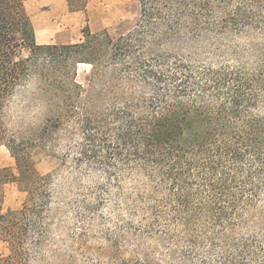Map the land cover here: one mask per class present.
<instances>
[{
  "label": "trees",
  "instance_id": "16d2710c",
  "mask_svg": "<svg viewBox=\"0 0 264 264\" xmlns=\"http://www.w3.org/2000/svg\"><path fill=\"white\" fill-rule=\"evenodd\" d=\"M27 1L0 0V108L35 74L43 82L49 111L39 128L9 133L0 127V145L16 162L15 167H0V244L7 247L6 252L0 249V264H29L34 257L26 244L39 247L45 242L52 176L65 167L79 170L85 163L106 171L110 182L116 176L112 169L120 165L139 166L152 180L159 176V184L167 185L165 199L177 213L172 222L179 220L194 231L197 221H212L216 236H224L226 243L231 239L237 249L236 255L221 257L224 264H246L255 240L236 241L227 230L254 219L264 222V210L257 208L264 191V117L250 114L264 96V44L253 45L256 59L250 69L244 59L248 50L226 47L225 40L249 28L264 32V0H138L133 27L96 33L86 27L83 40L74 44L38 43ZM23 48L29 49L25 57L19 55ZM209 55L220 66L200 63L201 78L195 80L184 61ZM232 59L243 63L233 64ZM169 62L183 69L180 75L169 77L162 71L172 72ZM80 63L91 65L87 85L77 79ZM73 119L78 130L66 127ZM77 132L84 143L69 165V153L56 149ZM38 145L59 159L57 170L46 175L37 171L31 150ZM9 183L26 192L18 210L3 209ZM160 190L154 185V191ZM95 191L107 188L99 185ZM97 200L94 205L83 201L91 218L103 205L99 196ZM151 208L153 216L159 215L155 205ZM157 224L153 220L144 233L151 236ZM105 235L114 264H154L147 253L143 259H123L121 246L127 237ZM86 237L87 231L80 232L81 246L87 244ZM182 255L190 258L187 251Z\"/></svg>",
  "mask_w": 264,
  "mask_h": 264
},
{
  "label": "clouds",
  "instance_id": "9594fccd",
  "mask_svg": "<svg viewBox=\"0 0 264 264\" xmlns=\"http://www.w3.org/2000/svg\"><path fill=\"white\" fill-rule=\"evenodd\" d=\"M254 44H264V32L249 28L245 33L225 40L226 47H237L240 51L248 50L244 59L249 61L250 69H254L256 59L252 55ZM165 50L174 49L165 46ZM214 59L209 55L208 59L201 57L200 60H185L184 63L191 66L194 79L200 80L203 69L199 64L207 66L211 63L212 67H219V64L213 62ZM231 62L240 64L243 60L232 59ZM167 67L172 68V72H167L166 68L162 71L169 77L173 73L180 75L183 71L172 67L171 62ZM42 83L40 76L34 74L17 86L9 101L0 108V127L9 133H18L29 127L39 128L44 125L49 104L43 96ZM189 83L195 87L194 81ZM170 86L175 87L174 84ZM148 94L151 95V92ZM250 114L258 118L264 117V96L250 109ZM66 127L78 130L79 124L73 119ZM83 143V134L77 132L72 140L61 141L56 151L59 154L69 153L68 164L73 165V158L80 155L79 149ZM112 171L116 172V176L111 178V182L106 171L90 168L87 163L81 165L79 170H75L74 166L65 167L52 176L47 189L50 199L43 222L47 229L45 242L39 247H34L31 241L26 244V248L34 257L29 264H62V260H67L69 256L75 257V264H114L107 254L111 250V242L105 238V232H110L114 238L127 237L121 246L123 259L133 256L143 259V254L147 253L154 264H224L221 257L236 255L237 249L231 247L232 240L226 243L224 236H216L218 229L213 228L212 221H197L192 226L194 231L186 228L179 220L172 222V217L177 213L172 211V205L165 199L168 196L167 185L159 184V176L152 180L139 166L120 165ZM77 177L80 187L77 186ZM257 182L260 180L257 179ZM99 185H104L107 191H95ZM154 185H159L161 190L154 191ZM91 191H95V194H89ZM97 196L103 200V205L92 214L94 218L78 219L77 208L84 212V206L73 205L71 202L86 200L88 204L94 205L99 203ZM141 196L143 199H140ZM150 196H155V199H150ZM162 200L164 202H161ZM152 205L160 210L159 215L153 216ZM257 208L264 210V191L259 192ZM157 219L159 224L155 226L156 231L151 236L145 234L144 229ZM128 224L134 225L135 228L129 229L126 227ZM79 225H83V228ZM136 228L140 229L139 233H136ZM82 231H87V244L83 246L79 240ZM227 235L236 241L255 240L256 246L251 250L253 255H247L246 264H264V251H261L264 249V222L254 219L247 224L241 223L235 231L228 229ZM73 236L76 239H73ZM192 240H195V243L191 242ZM184 251L190 253V258L182 255ZM255 253L259 255L255 256Z\"/></svg>",
  "mask_w": 264,
  "mask_h": 264
},
{
  "label": "rangeland",
  "instance_id": "374dc122",
  "mask_svg": "<svg viewBox=\"0 0 264 264\" xmlns=\"http://www.w3.org/2000/svg\"><path fill=\"white\" fill-rule=\"evenodd\" d=\"M26 8L36 29L37 42L40 44H74L83 40V29L86 27L93 33L109 29L112 32L127 31L133 27L139 17L138 0H28ZM29 49L19 50V55L25 57ZM91 65H78V81L87 85L90 77ZM20 133V132H18ZM31 161L37 171L46 175L54 172L59 166V159L43 146H35L31 150ZM15 159L8 148L0 145V167H15ZM79 179V178H78ZM77 186L80 187L78 181ZM83 195V193H78ZM89 194H92L91 192ZM26 199V192L16 183H9L5 188L4 211L18 210ZM84 200L72 201L73 205L83 204ZM80 220L90 219L85 210L77 208ZM103 217L101 223H103ZM83 228V225H79ZM76 227V226H73ZM105 238L106 235L104 233ZM73 239H76L73 236ZM2 251H7L4 243L0 244ZM72 257L62 260V264H71Z\"/></svg>",
  "mask_w": 264,
  "mask_h": 264
},
{
  "label": "crops",
  "instance_id": "0c3cea01",
  "mask_svg": "<svg viewBox=\"0 0 264 264\" xmlns=\"http://www.w3.org/2000/svg\"><path fill=\"white\" fill-rule=\"evenodd\" d=\"M34 24V23H33ZM35 31H36V29H35Z\"/></svg>",
  "mask_w": 264,
  "mask_h": 264
}]
</instances>
